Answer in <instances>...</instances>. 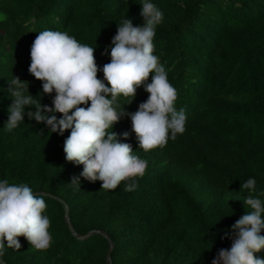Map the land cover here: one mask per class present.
Instances as JSON below:
<instances>
[{
	"label": "trees",
	"instance_id": "trees-1",
	"mask_svg": "<svg viewBox=\"0 0 264 264\" xmlns=\"http://www.w3.org/2000/svg\"><path fill=\"white\" fill-rule=\"evenodd\" d=\"M151 2L163 13L153 54L187 121L183 134L148 152L139 149L130 117L113 126L147 161L135 190L125 191L131 180L105 190L102 181L80 176L83 165L68 162L63 150L70 130L51 133L25 114L8 131V88L19 77L53 106L55 93L39 95L42 82L28 71L38 32H67L94 47L102 69L118 25L126 18L143 25L142 0H0V181L26 184L44 198L52 237L45 250L23 236L20 249L5 244L4 264H211L230 249L231 226L252 211L246 197L264 202V0ZM148 96L142 85L131 104L120 96L115 107L134 113ZM74 176L80 187L71 184ZM249 178L256 180L252 193L241 190ZM255 256L264 258V250Z\"/></svg>",
	"mask_w": 264,
	"mask_h": 264
},
{
	"label": "clouds",
	"instance_id": "clouds-1",
	"mask_svg": "<svg viewBox=\"0 0 264 264\" xmlns=\"http://www.w3.org/2000/svg\"><path fill=\"white\" fill-rule=\"evenodd\" d=\"M140 15L144 20L142 26H134L128 18L118 25L111 41L110 62L102 69L96 63L94 47L79 43L67 32H38L31 45L28 71L42 82L39 95L55 93L53 106L35 99L29 93L27 81L13 76L9 83L8 91L14 102L9 106L5 128L8 131L16 128L27 114L30 120L45 124L51 133L62 136L70 130L63 149L66 160L83 165L80 176L93 182L102 181L101 189L105 190L115 189L129 180L132 182L126 184L125 191L135 190L134 178L142 177L147 168V161L133 155L131 144L120 142L112 130L123 116L130 117L139 149L144 152L164 147L169 137L174 140L185 132V110L177 111V91L168 81L165 67L153 54L155 30L163 13L151 0H142ZM100 71L103 80L98 78ZM150 74L151 82L146 83ZM142 85L149 96L139 104L138 110L117 111L118 98L131 97L125 103L131 104ZM32 106L36 110L25 113ZM55 113L62 114V118L58 119ZM122 135L127 139L129 133ZM71 184L80 187L79 177L74 176ZM255 186L256 180L249 178L241 184V190L252 193ZM244 204L252 211H247L231 226L234 237L230 249L219 250L211 264H264V258L255 256L264 250L261 234L264 202L248 195ZM46 207L44 198L28 185L0 181V257L4 256L5 244L20 249L18 237L21 236L38 250L51 246L50 220L43 214ZM0 264H4L2 259Z\"/></svg>",
	"mask_w": 264,
	"mask_h": 264
}]
</instances>
